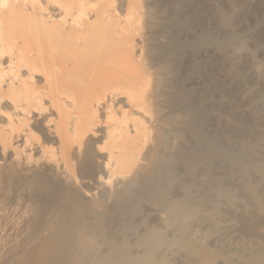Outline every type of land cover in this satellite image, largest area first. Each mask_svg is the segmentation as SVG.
Masks as SVG:
<instances>
[{
  "label": "bare ground",
  "instance_id": "bare-ground-1",
  "mask_svg": "<svg viewBox=\"0 0 264 264\" xmlns=\"http://www.w3.org/2000/svg\"><path fill=\"white\" fill-rule=\"evenodd\" d=\"M0 235V264H264V0H0Z\"/></svg>",
  "mask_w": 264,
  "mask_h": 264
},
{
  "label": "rangeland",
  "instance_id": "rangeland-1",
  "mask_svg": "<svg viewBox=\"0 0 264 264\" xmlns=\"http://www.w3.org/2000/svg\"><path fill=\"white\" fill-rule=\"evenodd\" d=\"M90 186H91V185H90ZM90 186H89V187H90ZM92 186H93V185H92ZM89 187H88V188H89ZM91 188H94V189H93L94 191H93ZM90 189H91V190H90ZM90 189H89V190H90L91 192L95 193L96 196L99 197V195H100V191L97 192L96 189H95V186H94V187H90ZM96 192L99 193V194H97ZM101 195H102V194H101ZM101 195H100V197H103V196H104V195H102V196H101ZM106 197H107V196H106ZM109 199H110V198H108V197H107V199L105 198V196L103 197V200H104V201L106 200V202H105L106 204L109 203V202L107 201V200H109ZM110 201H111V200H110ZM110 203H111V202H110ZM107 205H108V204H107ZM109 205H111V204H109ZM20 214H21V213L19 212V214H18L17 216H19ZM17 216H16V218H17ZM21 225H22V223H21ZM21 225H20V227L23 228ZM9 237H10V238H9L8 240H10L11 238L14 239L13 235H11V236H9ZM1 240H4V238H2V235H0V241H1ZM5 258H6V257H5ZM15 258H16V257H13L12 259H15Z\"/></svg>",
  "mask_w": 264,
  "mask_h": 264
}]
</instances>
